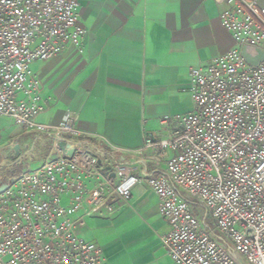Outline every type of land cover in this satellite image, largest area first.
Returning <instances> with one entry per match:
<instances>
[{"label": "built area", "instance_id": "2783aa9c", "mask_svg": "<svg viewBox=\"0 0 264 264\" xmlns=\"http://www.w3.org/2000/svg\"><path fill=\"white\" fill-rule=\"evenodd\" d=\"M215 1L226 5L220 18L236 47L190 71L194 110L164 117L167 137L148 136L128 151L86 135L73 119L38 121L42 85L31 67L68 46L83 53L79 0H0V118L48 145L45 161L0 192V264H106L78 230L114 211L115 200L130 203L139 179L113 161L146 149L173 154L149 185L171 227L161 242L174 264H264V59L255 67L243 56L244 48L264 54V3Z\"/></svg>", "mask_w": 264, "mask_h": 264}, {"label": "crops", "instance_id": "0c3cea01", "mask_svg": "<svg viewBox=\"0 0 264 264\" xmlns=\"http://www.w3.org/2000/svg\"><path fill=\"white\" fill-rule=\"evenodd\" d=\"M79 2V20L87 31L83 53L68 46L31 67L42 85L38 121L73 119L86 135L122 150L143 148L148 136L167 137L169 128L161 120L194 110L190 71L236 47L220 18L226 5L215 0ZM47 150V142L13 122L0 127V188L31 163L45 161ZM172 156L146 149L115 157L114 165L126 166L139 179L130 203L115 200L114 211L87 218L78 230L102 248L106 264H174L161 242L171 227L149 185L167 170ZM18 164L23 169L15 173Z\"/></svg>", "mask_w": 264, "mask_h": 264}, {"label": "rangeland", "instance_id": "374dc122", "mask_svg": "<svg viewBox=\"0 0 264 264\" xmlns=\"http://www.w3.org/2000/svg\"><path fill=\"white\" fill-rule=\"evenodd\" d=\"M250 52H252L253 54H256V51H254L253 49H250L249 50ZM10 123H12V121L10 120V119H8V118H0V127L1 128H4V129H6V127H9L10 126ZM0 156H1V154H0ZM37 165H35V163H31V167L32 168H35ZM23 168H22V164H18V165H16L15 166V173H18V172H20L21 170H22ZM0 172H4V168H1L0 167ZM21 173V172H20ZM19 173V174H20ZM18 174V175H19ZM194 209H195V211L197 212V214L200 216V217H202V218H204L205 217V215H206V211L201 207V206H199L198 204H195L194 205ZM207 222L209 223V225H210V227L212 228V229H215V222L213 221V219H212V217L209 215L208 216V218H207Z\"/></svg>", "mask_w": 264, "mask_h": 264}, {"label": "water", "instance_id": "95a60500", "mask_svg": "<svg viewBox=\"0 0 264 264\" xmlns=\"http://www.w3.org/2000/svg\"><path fill=\"white\" fill-rule=\"evenodd\" d=\"M243 56L250 65L255 67H257L264 59V54L262 51H257V56L252 57L251 54L249 53V50L246 48L243 49ZM60 148L64 149L65 144L64 143L60 144ZM69 155H72V152H70ZM6 187L7 185L5 184L2 188H0V192H2Z\"/></svg>", "mask_w": 264, "mask_h": 264}]
</instances>
